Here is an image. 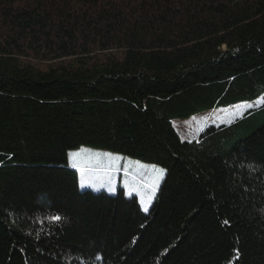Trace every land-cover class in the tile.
Masks as SVG:
<instances>
[{
	"label": "trees",
	"instance_id": "1",
	"mask_svg": "<svg viewBox=\"0 0 264 264\" xmlns=\"http://www.w3.org/2000/svg\"><path fill=\"white\" fill-rule=\"evenodd\" d=\"M263 93L264 0H0V264H264V104L172 124ZM82 145L161 166L149 209Z\"/></svg>",
	"mask_w": 264,
	"mask_h": 264
},
{
	"label": "rangeland",
	"instance_id": "2",
	"mask_svg": "<svg viewBox=\"0 0 264 264\" xmlns=\"http://www.w3.org/2000/svg\"><path fill=\"white\" fill-rule=\"evenodd\" d=\"M261 98H264V93L252 102L215 108L187 119H174L172 124L181 139L190 141L197 138L206 126L228 124L246 110L260 106ZM248 104L253 107H247ZM67 158L70 167L77 171L80 189L89 188L112 194L120 187L126 196L137 198L143 211L149 209L164 176V169L157 164L86 145L69 149ZM159 169H163L162 174Z\"/></svg>",
	"mask_w": 264,
	"mask_h": 264
},
{
	"label": "snow or ice",
	"instance_id": "3",
	"mask_svg": "<svg viewBox=\"0 0 264 264\" xmlns=\"http://www.w3.org/2000/svg\"><path fill=\"white\" fill-rule=\"evenodd\" d=\"M260 103H261V104H264V98H261ZM247 107H253V105H252V104H248ZM70 155H71V154H70ZM153 167H155V166H153ZM158 171H159L161 174L163 173V169H159ZM153 191H154V186H153ZM145 210H147V209H145ZM51 219H52V220L59 221V220L61 219V217H60L59 215H53V216L51 217Z\"/></svg>",
	"mask_w": 264,
	"mask_h": 264
}]
</instances>
